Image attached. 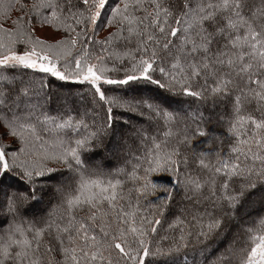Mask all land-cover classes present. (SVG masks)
I'll use <instances>...</instances> for the list:
<instances>
[{
    "label": "snow or ice",
    "instance_id": "6c2138e0",
    "mask_svg": "<svg viewBox=\"0 0 264 264\" xmlns=\"http://www.w3.org/2000/svg\"><path fill=\"white\" fill-rule=\"evenodd\" d=\"M0 264H264V0H0Z\"/></svg>",
    "mask_w": 264,
    "mask_h": 264
}]
</instances>
